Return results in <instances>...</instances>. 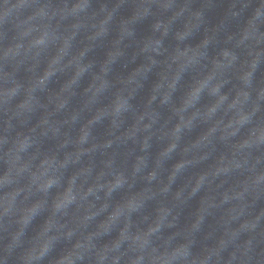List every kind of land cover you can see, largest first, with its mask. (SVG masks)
Returning <instances> with one entry per match:
<instances>
[{
	"label": "clouds",
	"instance_id": "9594fccd",
	"mask_svg": "<svg viewBox=\"0 0 264 264\" xmlns=\"http://www.w3.org/2000/svg\"><path fill=\"white\" fill-rule=\"evenodd\" d=\"M94 2L0 15V264H264V0Z\"/></svg>",
	"mask_w": 264,
	"mask_h": 264
},
{
	"label": "water",
	"instance_id": "95a60500",
	"mask_svg": "<svg viewBox=\"0 0 264 264\" xmlns=\"http://www.w3.org/2000/svg\"><path fill=\"white\" fill-rule=\"evenodd\" d=\"M20 0H0V15H3V13L7 10V8H12L16 5H18ZM117 0H95L94 2V8L99 10L100 6L102 4H107L109 8H111ZM233 3V0H195V6L200 7V6H206V17L209 22L210 26H215L220 22V20L223 18L224 12L227 10L229 5ZM132 4L128 3L125 4L119 11L118 13V18L119 17H127L130 16L132 13ZM17 13H14L12 16L8 17L5 21L4 28L5 30H9L13 28L14 26V21L16 19ZM20 18H23V13L19 14ZM152 20H146L140 25L137 26V36L138 38H142L143 36H146L150 34V29H151V24ZM234 29V25H232ZM200 37H197L195 40L192 41L193 44L197 43ZM174 43L171 40L166 41V45ZM91 57H95L96 59H102L104 56V49L103 48H97L96 52L93 54H90ZM131 67H134V65H131ZM125 69L118 65L115 69V72L117 74L125 73ZM264 76V66L261 67V69L257 73L258 79ZM156 76L155 74H152L149 77V81L145 86V91L142 92L140 95L143 96L146 94L147 89L151 86V83L155 81ZM139 99V98H138ZM104 132L103 128H98L97 129V134L102 135Z\"/></svg>",
	"mask_w": 264,
	"mask_h": 264
}]
</instances>
